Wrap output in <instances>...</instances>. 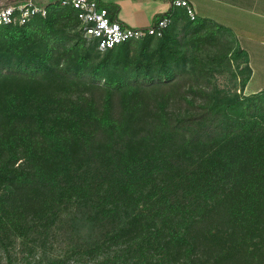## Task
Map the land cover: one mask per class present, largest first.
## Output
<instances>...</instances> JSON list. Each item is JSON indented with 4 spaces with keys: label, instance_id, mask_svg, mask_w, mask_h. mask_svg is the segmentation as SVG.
I'll return each instance as SVG.
<instances>
[{
    "label": "trees",
    "instance_id": "trees-1",
    "mask_svg": "<svg viewBox=\"0 0 264 264\" xmlns=\"http://www.w3.org/2000/svg\"><path fill=\"white\" fill-rule=\"evenodd\" d=\"M60 2L43 6L44 18L0 26V249L8 261L15 238L47 237L72 210L75 263L264 264V103L241 95L248 66L239 94L194 106L177 95L172 72L149 74L145 40L155 37L120 66H90L76 12ZM180 10L190 35L207 27L227 35ZM167 16L156 38L163 49L182 18L156 19ZM66 29L79 38L72 45Z\"/></svg>",
    "mask_w": 264,
    "mask_h": 264
},
{
    "label": "rangeland",
    "instance_id": "rangeland-1",
    "mask_svg": "<svg viewBox=\"0 0 264 264\" xmlns=\"http://www.w3.org/2000/svg\"><path fill=\"white\" fill-rule=\"evenodd\" d=\"M6 1L0 0V5L5 4ZM33 1L40 6H45L55 0ZM178 16L182 18L171 26L175 37L167 49L161 47L159 39L145 40L148 44L143 57L145 61L149 62V74L172 72L175 75L173 83L177 86V95L182 96L186 92V101L192 102L194 106H211L218 99L239 94L244 79L245 66L241 64L240 59L234 53L231 38L212 27L205 28L198 35H190L186 32L187 21L181 10L178 11ZM56 29L60 30V27L57 26ZM62 31L64 38H70V45L79 39L73 32L74 29ZM85 46L93 50L89 60L90 66L105 64L112 67L113 65L120 66V62L124 58L131 60L137 57L142 47V41L131 42L126 48L113 49L110 53H99L92 44L87 42ZM126 74L135 78L130 70H127ZM103 81H100V85L103 84ZM241 95L250 98L252 102L264 103V94L245 96L242 91ZM177 101L182 110L187 108V102L181 98ZM71 213L72 210H69L63 214L60 223L47 234V237L39 236L33 243L15 238L9 249L10 261L0 249V264H24L25 261L49 264L57 259L64 260L65 264H82L84 262L93 264V262L87 263L86 258H81L78 263L68 260L71 248L76 245V238H73L69 231Z\"/></svg>",
    "mask_w": 264,
    "mask_h": 264
},
{
    "label": "crops",
    "instance_id": "crops-1",
    "mask_svg": "<svg viewBox=\"0 0 264 264\" xmlns=\"http://www.w3.org/2000/svg\"><path fill=\"white\" fill-rule=\"evenodd\" d=\"M97 1L101 6L112 8L114 21L126 28L145 29L155 22L156 17L170 12L177 14L180 10L172 7L173 0ZM187 1L193 6L196 18L207 19L211 25L225 29L233 49L245 53L247 63L241 60V64L248 66L250 77L243 94L253 96L264 93V0Z\"/></svg>",
    "mask_w": 264,
    "mask_h": 264
},
{
    "label": "built area",
    "instance_id": "built-area-1",
    "mask_svg": "<svg viewBox=\"0 0 264 264\" xmlns=\"http://www.w3.org/2000/svg\"><path fill=\"white\" fill-rule=\"evenodd\" d=\"M171 5L173 8L184 9L190 21L196 19V12L187 0H173ZM60 6L70 7L76 12L82 38L87 43H94L100 52L147 37L161 38L163 31L171 24V17L167 16L156 19L145 29L126 28L111 20L107 9L94 0H61ZM37 16L44 18L46 10L32 0L0 6V26H23Z\"/></svg>",
    "mask_w": 264,
    "mask_h": 264
}]
</instances>
